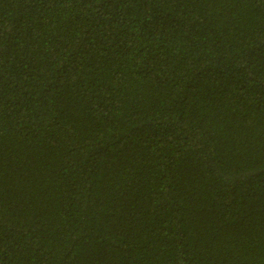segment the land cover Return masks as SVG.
<instances>
[{"label": "trees", "instance_id": "1", "mask_svg": "<svg viewBox=\"0 0 264 264\" xmlns=\"http://www.w3.org/2000/svg\"><path fill=\"white\" fill-rule=\"evenodd\" d=\"M0 264H264V0H0Z\"/></svg>", "mask_w": 264, "mask_h": 264}]
</instances>
